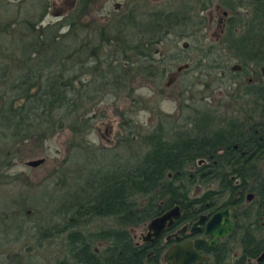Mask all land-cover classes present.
<instances>
[{
	"label": "trees",
	"instance_id": "1",
	"mask_svg": "<svg viewBox=\"0 0 264 264\" xmlns=\"http://www.w3.org/2000/svg\"><path fill=\"white\" fill-rule=\"evenodd\" d=\"M29 1V12L19 3L16 16L0 19L2 138L44 140L72 128L84 143L92 130L88 106L120 94L139 75L160 84L169 67L165 58L154 57L157 44L170 35L183 36L176 13L163 8L141 12L138 20L131 9L122 11L100 29H90L81 18L97 0H77L70 14L45 25L48 0ZM218 1L230 14L217 47L237 64L229 68L228 61L216 60V47L197 49L195 67L236 70L233 84L238 89L231 97L241 99L244 107L224 118L205 109L189 117L188 128H166L158 119L145 132L122 112L124 133L115 147L89 151L78 144L74 156L83 162L74 168L73 182L67 180L64 189L51 193L58 199L53 209L61 221L38 224L39 244L64 237L65 250L54 264H165L166 244L137 245L128 227L174 205L181 210L180 224L201 213L235 208L233 235L214 248L205 240L194 241L196 249L210 255V264H247L264 252V0ZM0 2L2 13L9 12L10 4ZM177 55L166 58L179 59ZM249 72L254 73L251 82L241 79ZM128 90L132 95L133 89ZM249 193L253 197L248 201ZM26 201L21 198L18 206L25 208ZM98 218L111 223L88 229ZM230 240L237 243L234 258Z\"/></svg>",
	"mask_w": 264,
	"mask_h": 264
},
{
	"label": "rangeland",
	"instance_id": "2",
	"mask_svg": "<svg viewBox=\"0 0 264 264\" xmlns=\"http://www.w3.org/2000/svg\"><path fill=\"white\" fill-rule=\"evenodd\" d=\"M5 1L11 7L7 13H2L0 8L2 22L16 16L19 3H22L23 11H30L29 0ZM142 1L97 0L89 5L87 13L81 20L89 23L90 29H100L124 8L133 10L134 5ZM48 2L49 7L42 25L57 22L70 14L77 0H48ZM143 2L156 8H169L178 4L179 0H144ZM3 5L4 3L0 2V7L3 8ZM209 6L211 10L205 15L207 29L205 31L202 29L204 32L207 31V38L203 39L201 32L198 33L196 41L170 35L168 39L157 44L154 57L165 58L163 63H167L169 67L160 84L155 85L139 75L132 79L131 84L128 83V87L133 89L132 95H129L127 87L120 94L113 92L97 104L88 106L90 111L86 116H91L89 122L92 130L85 137L84 143H81V138H75L72 128H65L44 140L32 137L27 139L0 137V264H54L57 258L62 257L65 250L63 235H57L39 244L38 235L42 229L38 224L45 226L53 222L60 223L58 211L53 209L58 199L51 193L64 189L67 180L73 182L74 168L83 162L74 156L78 144L85 146L89 151L115 147L118 138L124 133L121 127L124 123L122 112L137 130L145 132L152 129L158 119L166 128H188L189 117H194L197 112L205 109L215 110L218 118H224L236 114L244 107L241 99L231 97L238 89L237 85L233 84L238 76L236 70H226L223 73L210 66L195 67L199 57L198 47L210 43V38L213 36L216 43V39L222 35L220 20L224 18L223 12L226 8L220 5L218 0H212ZM245 11L240 10L241 13ZM227 13L230 14L229 11ZM184 43L191 46L187 49L183 48ZM171 53L180 55V58L167 59L166 56ZM228 57L225 50L217 47V52L214 54L216 60L223 63L228 61L229 68L237 64L235 59L229 61ZM253 74L249 72L241 79L246 81L248 78H254ZM37 158H44L45 161L37 167L26 165L27 161ZM89 164H92V160ZM68 174H71V177L67 178ZM43 190L48 193H44ZM23 197L29 202L26 201L27 206L22 209L18 206V202ZM37 201L39 203H35ZM27 209H31L30 214L25 212ZM147 222L128 227L134 243L143 244L142 236L146 234ZM110 223V219L98 218L90 222L87 228L95 230L109 226ZM180 227L178 225V228ZM101 244L106 245L105 242ZM229 245L233 247L231 255L234 258L239 253L236 240H230ZM254 260L252 259V262Z\"/></svg>",
	"mask_w": 264,
	"mask_h": 264
},
{
	"label": "water",
	"instance_id": "3",
	"mask_svg": "<svg viewBox=\"0 0 264 264\" xmlns=\"http://www.w3.org/2000/svg\"><path fill=\"white\" fill-rule=\"evenodd\" d=\"M226 13V12H224ZM233 69L235 68L232 67ZM45 161L44 158L32 159L26 162L29 167H37ZM252 193L247 194V200H251ZM235 208L233 206L225 207L213 213L208 218V213L199 214L196 221H194L190 227L187 224L182 225L175 232L166 236V240L174 238L175 242L169 245L163 253L162 259L165 262L171 264H203L205 255L199 253L194 247V243L191 239H187L180 242L182 235H194L201 231V224L204 225L203 233L207 236V244L213 247L217 239H225L230 237L235 231V224L232 218V212ZM181 217V210L179 205L164 210L162 213L151 218L146 224V234L142 236L143 242L152 243L155 242L161 234L171 228L175 220ZM264 258V252H262L257 258V261H261Z\"/></svg>",
	"mask_w": 264,
	"mask_h": 264
},
{
	"label": "flooded vegetation",
	"instance_id": "4",
	"mask_svg": "<svg viewBox=\"0 0 264 264\" xmlns=\"http://www.w3.org/2000/svg\"><path fill=\"white\" fill-rule=\"evenodd\" d=\"M143 1L142 2H139V3L137 2L134 5L133 10H132V12L135 15V17L137 18V20L139 18V14L141 12H148L149 10L156 8L155 6L149 5L147 2H143ZM202 1L203 0H179L178 4L172 5L169 8H163L167 12L176 13L175 19H177V22H180V24H182L181 25V30L183 32V36H180V37H186V38L192 39L193 41H196L197 38H198V33L199 32H201V37L203 39H205V37L207 36V31L204 32L207 29V22L205 24V20L207 18H206L205 15H206V13L208 11L211 10V7L209 6L210 5V3H209L210 1H208V2H202ZM204 6H206V7L204 8ZM142 9H144V10H142ZM125 11H129V9L124 8L123 12H125ZM224 12H226V13H224ZM224 12H223L224 18H222L220 20L221 21V27H222L221 28V34L222 35L219 38L216 39V43H215V36L211 37L210 38V43H208L206 45L203 44V47H198L199 49L204 50V51H207L208 49H212V50L215 51V48L218 46V44L220 42V39H221V37L224 34L225 26H226V20H227V18L229 16V14L227 13L228 10L227 11L225 10ZM188 24H191V26H188L187 27L186 25H188ZM202 29L204 31H202ZM200 39L201 38H199V40ZM190 46L191 45H189L188 43H184L183 44V48H186V49L188 47H190ZM194 47H196V46H194ZM211 60H215V59L213 58ZM213 64H215V61L213 62ZM247 80L249 82L252 81L251 78H248ZM215 212H213V213H215ZM213 213H208V218ZM198 216H199V214H198ZM196 220H194V221H196ZM233 221H234V219H233ZM193 222H190V223L189 222H185V223H181L180 224V223H178V220H175L174 225L171 228L166 229L156 241H159L160 240L162 243L166 244V248H167L169 245H171L172 243H174L175 240H174V238H170L169 240H166V236L168 234H170V233L175 232L178 229V225L182 226L184 224H187L188 227H190ZM234 224H235V221H234ZM203 227H204V225L201 224V231H199L198 233H196L194 235H190L189 236V235H187V233H184L182 235V238H181L180 242H183V241H185L187 239H191L193 241V243H194L195 240L202 239V240H205L206 243H207V236H205L204 233H203ZM163 238H164V240H162ZM218 240H223V239H217L215 241V244H214L213 247H210V246H208V247L209 248H214ZM155 242H152V243H155ZM143 243H146V242H143ZM136 244L139 245L138 243H136ZM194 247H195V245H194ZM166 248H165V250H166ZM164 251H163V253H164ZM197 251L199 253L205 255V257H206L205 260H204V262H203V264H210V261H211L210 260V258H211L210 255L207 254V253L200 252L198 249H197ZM163 253H162V256H163ZM162 256H161V258H162ZM263 259L264 258H262L261 261H257L256 258H255L254 262H252V259H250V260L247 261V264H262L263 263ZM162 262L165 263V264H171L170 262H165L163 259H162Z\"/></svg>",
	"mask_w": 264,
	"mask_h": 264
}]
</instances>
